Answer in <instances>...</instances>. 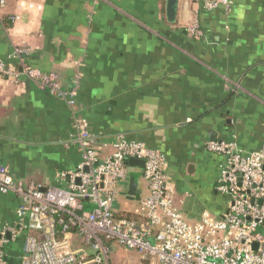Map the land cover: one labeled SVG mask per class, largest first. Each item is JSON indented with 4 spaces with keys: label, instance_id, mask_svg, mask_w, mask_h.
I'll list each match as a JSON object with an SVG mask.
<instances>
[{
    "label": "crops",
    "instance_id": "1",
    "mask_svg": "<svg viewBox=\"0 0 264 264\" xmlns=\"http://www.w3.org/2000/svg\"><path fill=\"white\" fill-rule=\"evenodd\" d=\"M206 1H192L196 38L183 24L182 0L174 23L167 0H6L0 66L20 68L13 53L27 49L24 63L57 74L63 90L76 88L77 105L71 110L25 76L13 83L0 74V165L25 185H58L81 162L74 121L85 119L101 158L121 137L165 154L187 222L222 215L227 199L216 187L225 160L206 144L264 149V0H232L230 10H207ZM126 168L118 215L133 214L149 195L143 170ZM18 206L16 195L0 193V228L15 225ZM24 243L20 235L8 245V264H21ZM113 253L115 262L153 264L118 245Z\"/></svg>",
    "mask_w": 264,
    "mask_h": 264
},
{
    "label": "built area",
    "instance_id": "2",
    "mask_svg": "<svg viewBox=\"0 0 264 264\" xmlns=\"http://www.w3.org/2000/svg\"><path fill=\"white\" fill-rule=\"evenodd\" d=\"M232 5V0H207L205 9ZM5 6L0 0V13ZM187 29L196 38L202 35L197 21ZM26 53L16 48L13 59L20 68L0 66V74L13 83L25 76L73 110L77 89L63 90L57 74L24 63ZM74 128L81 162L61 173L58 185H25L0 165V193L19 199L15 225L0 228V264H8L6 248L22 233L27 237L21 264H109L111 243L153 264H264V149L248 153L236 143L207 142V150L225 160L216 190L227 204L222 215L206 211L190 224L168 186L163 152L121 137L101 158L88 122L75 118ZM129 159L144 161L149 195L133 218H116L114 203L127 181ZM87 205L93 207L89 212Z\"/></svg>",
    "mask_w": 264,
    "mask_h": 264
},
{
    "label": "water",
    "instance_id": "3",
    "mask_svg": "<svg viewBox=\"0 0 264 264\" xmlns=\"http://www.w3.org/2000/svg\"><path fill=\"white\" fill-rule=\"evenodd\" d=\"M192 1L193 0H182V4H181V17L183 24H185L186 26H190L192 24V10H191ZM167 2H168L167 18L169 22L174 23L177 20L179 0H167ZM126 164L130 167H134L142 170L145 167L144 161L137 159H129L126 162ZM136 187H137V181L136 179H133L131 194H135ZM8 238L10 239L11 236L8 235Z\"/></svg>",
    "mask_w": 264,
    "mask_h": 264
},
{
    "label": "rangeland",
    "instance_id": "4",
    "mask_svg": "<svg viewBox=\"0 0 264 264\" xmlns=\"http://www.w3.org/2000/svg\"><path fill=\"white\" fill-rule=\"evenodd\" d=\"M92 209H93V207L88 206V205L86 206V211L87 212L91 211ZM114 245H117V244H114V243L110 244L111 250H112L111 254H110L111 264H114V263H116V264H126L127 261H125L124 259H123V262L122 261L115 262L114 253H113ZM133 264H137V262H133Z\"/></svg>",
    "mask_w": 264,
    "mask_h": 264
},
{
    "label": "trees",
    "instance_id": "5",
    "mask_svg": "<svg viewBox=\"0 0 264 264\" xmlns=\"http://www.w3.org/2000/svg\"><path fill=\"white\" fill-rule=\"evenodd\" d=\"M115 217L116 218H133L132 214H126V215L115 214ZM20 235H25V238L27 237V233H22Z\"/></svg>",
    "mask_w": 264,
    "mask_h": 264
}]
</instances>
